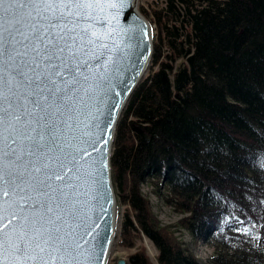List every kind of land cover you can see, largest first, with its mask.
<instances>
[{
	"label": "trees",
	"instance_id": "1",
	"mask_svg": "<svg viewBox=\"0 0 264 264\" xmlns=\"http://www.w3.org/2000/svg\"><path fill=\"white\" fill-rule=\"evenodd\" d=\"M149 7L152 52L110 147L127 207L118 245L147 236L159 264H198L151 212L149 185L176 227L212 246V264H264V0ZM128 259L150 264L142 250Z\"/></svg>",
	"mask_w": 264,
	"mask_h": 264
},
{
	"label": "snow or ice",
	"instance_id": "2",
	"mask_svg": "<svg viewBox=\"0 0 264 264\" xmlns=\"http://www.w3.org/2000/svg\"><path fill=\"white\" fill-rule=\"evenodd\" d=\"M103 8L101 0H0V191L14 192L37 209L14 237L0 236V261L11 254L22 264H81V246L62 232V215L52 214L73 207L66 189L75 188L80 159L90 153L85 149L78 159L66 152L52 117L80 83L88 63L82 56L99 60L109 49L103 41L111 33L86 26L106 23ZM97 48L104 51L96 54Z\"/></svg>",
	"mask_w": 264,
	"mask_h": 264
},
{
	"label": "water",
	"instance_id": "3",
	"mask_svg": "<svg viewBox=\"0 0 264 264\" xmlns=\"http://www.w3.org/2000/svg\"><path fill=\"white\" fill-rule=\"evenodd\" d=\"M101 2L104 4L101 14L106 23L101 26L94 22L86 26L98 34L111 33L112 38L105 37L103 41L109 49L99 60L91 53L82 56V61L88 63L81 68L80 83L69 93L71 99L60 104L59 113L52 117L59 142L66 152L76 153L78 159L83 150L90 153L80 159L83 167L81 178L73 180L75 188L66 189L73 207L65 205V210L58 209L52 214L53 217L62 215L59 222L62 232L70 233L67 238L81 246L77 249L81 264L86 258L91 259V264H106L113 240L115 206L109 172L110 147L118 115L144 73L152 52L151 28L135 7L136 0ZM95 51L99 54L104 50L97 48ZM11 68L9 64L8 71ZM19 91H25L23 85L19 86ZM20 102L27 103L23 97ZM27 107L32 109L31 104ZM35 126L33 123L32 127ZM32 204V201L24 204L14 192L0 191V236L14 237L19 233L21 225L26 223L24 217L36 215L37 209ZM0 264L22 262L7 254ZM117 264L124 262L118 260Z\"/></svg>",
	"mask_w": 264,
	"mask_h": 264
},
{
	"label": "rangeland",
	"instance_id": "4",
	"mask_svg": "<svg viewBox=\"0 0 264 264\" xmlns=\"http://www.w3.org/2000/svg\"><path fill=\"white\" fill-rule=\"evenodd\" d=\"M154 0H136L135 7H137L138 12L147 22L151 28L150 39L153 41L154 28L148 18L149 5L153 3ZM146 73L145 71H143ZM141 192L144 193L148 198V203L151 206V212L156 216L158 222L162 226L171 225V230L173 234L179 238L183 245L187 248V251L191 256L194 257L198 264H212L211 259L213 255L212 246L205 244L201 241L195 240L190 234H188L181 227H176V222L180 217V214L174 213L167 205L161 203L155 195L151 192V187L149 185H143ZM114 222H113V240L110 245V250L106 258V264H117L118 260H123L124 264H136L131 262L128 258L134 255L138 251H143L145 257L148 258L150 264H159L157 260L158 250L154 247L152 241L147 236H141V238L135 241L133 247H121L118 245V234L121 228V221L123 218V213L127 210L125 204H121L119 200L114 201Z\"/></svg>",
	"mask_w": 264,
	"mask_h": 264
},
{
	"label": "bare ground",
	"instance_id": "5",
	"mask_svg": "<svg viewBox=\"0 0 264 264\" xmlns=\"http://www.w3.org/2000/svg\"><path fill=\"white\" fill-rule=\"evenodd\" d=\"M115 208V207H114Z\"/></svg>",
	"mask_w": 264,
	"mask_h": 264
}]
</instances>
